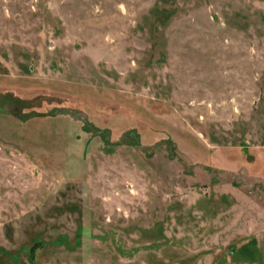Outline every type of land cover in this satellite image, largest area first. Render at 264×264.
Here are the masks:
<instances>
[{"label":"rangeland","instance_id":"rangeland-1","mask_svg":"<svg viewBox=\"0 0 264 264\" xmlns=\"http://www.w3.org/2000/svg\"><path fill=\"white\" fill-rule=\"evenodd\" d=\"M0 264H264V0H0Z\"/></svg>","mask_w":264,"mask_h":264}]
</instances>
